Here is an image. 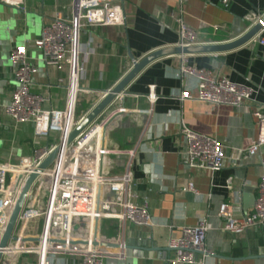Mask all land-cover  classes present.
<instances>
[{"label": "crops", "instance_id": "1", "mask_svg": "<svg viewBox=\"0 0 264 264\" xmlns=\"http://www.w3.org/2000/svg\"><path fill=\"white\" fill-rule=\"evenodd\" d=\"M72 0H26L25 10L8 7L0 1V163L31 159L37 148L58 145L59 137L37 139L32 124L15 127L5 111L17 88L10 61L11 50L27 45L28 55L38 72L32 93L44 96L45 109L63 110L67 103V71L44 65L41 51L33 42L57 12L68 8ZM124 27H95L84 33L82 42L90 52L84 58L86 76L81 87L90 91L79 98L77 114L85 116L132 69L129 50L136 60L179 43L178 26L172 18L180 15L183 22L198 35L200 44H221L244 35L249 13L264 14V0H122ZM183 63L213 71L231 82L255 88L257 103L264 106V47L249 43L220 54L172 56L147 67L105 113V120L124 111L110 127L109 149L135 151L132 162L133 180L139 203H148L153 227H138L113 219L100 224L102 242L119 245L122 257L107 264H168L174 251L168 248L171 237H181L184 227H195L207 217L210 230L207 248L212 253L209 264H264V228H254L235 235L222 231L225 220L219 217L226 205L237 219L252 213L258 196L257 185L264 169L261 157L245 159L237 151L252 147L258 139L254 106L214 105L197 100L194 78H178ZM189 91L195 99L180 100ZM155 95L156 101L149 99ZM182 125L192 131L217 139L227 147L224 168L216 173L198 171L187 166ZM103 139V130L101 140ZM101 140L99 145H101ZM48 141V142H47ZM56 141V142H55ZM264 157V150L262 151ZM112 158H115L112 156ZM123 166V162L120 163ZM232 179V189L227 181ZM193 183L196 193L185 192ZM36 223L33 225L35 227ZM85 238L86 221L75 230ZM122 248V249H120ZM35 255L5 256L1 264H37ZM54 264H64L57 258Z\"/></svg>", "mask_w": 264, "mask_h": 264}, {"label": "built area", "instance_id": "2", "mask_svg": "<svg viewBox=\"0 0 264 264\" xmlns=\"http://www.w3.org/2000/svg\"><path fill=\"white\" fill-rule=\"evenodd\" d=\"M0 1L19 10H25L26 7V0ZM185 1L179 0V4L183 5ZM229 2L223 0L226 6ZM64 10L66 12H57L44 27L41 36L34 40L33 47L41 51L46 67L68 72L67 81L59 80L62 85H66L65 109H45L44 96L32 93L38 69L28 55L27 45L15 46L10 52L17 88L10 103L4 107L15 127L32 124L37 139H50L57 135L58 145L83 119L84 116L79 117L77 114L79 98L90 93L81 87V81L86 76L84 58L90 54L82 42L84 33L95 27L126 25L122 0H72L71 5ZM263 17L261 13H249L244 18L247 24L244 34L262 23ZM172 18L178 26L177 46L202 45L197 33L183 22L179 14H173ZM250 43L264 47V27ZM177 76L181 80H196L199 91L196 99L199 101L235 108L246 104L255 107L253 115L257 120V142L237 153L243 154L245 159L260 156L264 169V106L255 99L258 91L231 82L213 71L191 67L186 63L181 65ZM149 99L156 101L153 94ZM192 99L195 98L189 91L180 95L181 101ZM105 121L100 124L96 122L72 145L64 147L60 156L36 179L13 232L17 240L9 242L3 250L4 257L35 255L37 264H54L57 258H62L64 264H107L108 259L122 257V254L116 253V249L93 246L96 221H99V226L106 219L129 222L138 227L154 226L148 203H139L135 191L132 174L135 151L111 150L107 142L105 147L102 140L101 145L98 143L96 132L100 127L103 129ZM182 135L185 139L183 154L190 169L216 173L224 168L227 158L225 145L185 125H182ZM58 145L37 149L32 159L0 163V241L25 181ZM232 182L231 178L227 181V189H232ZM183 191L196 193L193 183H189ZM257 193L254 209L244 219L235 218L226 205L220 208L219 217L225 220L222 231L240 235L254 228H264V171L257 185ZM85 221L89 228L88 236L81 238L74 235ZM209 230L208 219L203 217L197 226L184 227L181 237H171L168 248L174 251V256L167 260L168 264H209L212 256L206 244ZM32 239L38 241L33 242ZM82 241L88 244L83 245L80 243ZM98 241H101L99 236Z\"/></svg>", "mask_w": 264, "mask_h": 264}, {"label": "water", "instance_id": "3", "mask_svg": "<svg viewBox=\"0 0 264 264\" xmlns=\"http://www.w3.org/2000/svg\"><path fill=\"white\" fill-rule=\"evenodd\" d=\"M264 27V17L262 23L254 26L249 32L242 35L241 37L234 39L233 41L221 44H203L193 47H168L155 51L141 60H136L132 51L129 50V58L133 63L132 69L129 73L113 88L104 92L101 101L88 112L80 123L75 127V129L65 138L61 139L60 144L56 149L49 155V157L41 164V166L25 181L19 197L16 201L15 207L12 211L9 223L4 232V235L0 241V264L4 258L3 250H5L11 240H17L13 237V232L18 222L19 216L23 210L28 194L36 181V179L42 174L59 156L64 147H68L73 144V142L90 126L98 122L105 113L112 106V104L122 95L127 93V88L138 78V76L151 64L172 56H190V55H201V54H220L227 53L239 49L247 44H249L263 29ZM124 111L115 112L111 117L107 118L103 125V139L102 144L105 147L108 137V132L110 127L114 122L123 115ZM24 180V177H21ZM1 219V214H0ZM1 226V223H0ZM103 232L100 231L99 221H96L95 234L93 246L104 247L111 249H119V245L113 243H107L98 241V236L102 235ZM33 242H37V239H32ZM83 245L88 244V242H80Z\"/></svg>", "mask_w": 264, "mask_h": 264}, {"label": "bare ground", "instance_id": "4", "mask_svg": "<svg viewBox=\"0 0 264 264\" xmlns=\"http://www.w3.org/2000/svg\"><path fill=\"white\" fill-rule=\"evenodd\" d=\"M102 127H100L98 130H97V132H96V136H97V138H98V140L100 141L101 140V133H102ZM99 143V142H98Z\"/></svg>", "mask_w": 264, "mask_h": 264}, {"label": "rangeland", "instance_id": "5", "mask_svg": "<svg viewBox=\"0 0 264 264\" xmlns=\"http://www.w3.org/2000/svg\"><path fill=\"white\" fill-rule=\"evenodd\" d=\"M104 120H105V116L102 117V118L98 121V123L100 124V123L104 122ZM53 137H54V136H53ZM53 137H52V139H53ZM50 139H51V138H50ZM50 139H48V140H50ZM52 139L50 140V142H48V141H47V142H48V143H51V142H52ZM55 142H56V141H55ZM37 149H42V148H37ZM32 158H33V157H32ZM32 158H31V159H32ZM86 222H87V221H86ZM75 234H76V233H75ZM75 234H74V235H75Z\"/></svg>", "mask_w": 264, "mask_h": 264}]
</instances>
